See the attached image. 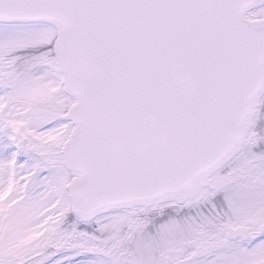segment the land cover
<instances>
[{"label": "snow or ice", "instance_id": "obj_1", "mask_svg": "<svg viewBox=\"0 0 264 264\" xmlns=\"http://www.w3.org/2000/svg\"><path fill=\"white\" fill-rule=\"evenodd\" d=\"M0 264H264V0H0Z\"/></svg>", "mask_w": 264, "mask_h": 264}]
</instances>
